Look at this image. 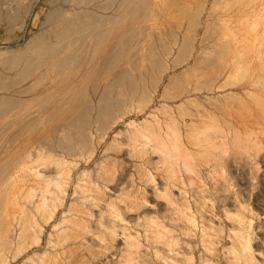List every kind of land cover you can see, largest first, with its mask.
<instances>
[{
    "label": "rangeland",
    "instance_id": "obj_1",
    "mask_svg": "<svg viewBox=\"0 0 264 264\" xmlns=\"http://www.w3.org/2000/svg\"><path fill=\"white\" fill-rule=\"evenodd\" d=\"M56 1L0 0V76L15 79L5 59L49 31L51 10L74 6ZM105 1L86 7L114 16ZM214 11L176 67L167 41V69L143 77L148 102L126 100L108 121L94 110L87 146L15 175L0 264H264V0H218ZM93 84L95 107L103 84Z\"/></svg>",
    "mask_w": 264,
    "mask_h": 264
},
{
    "label": "bare ground",
    "instance_id": "obj_2",
    "mask_svg": "<svg viewBox=\"0 0 264 264\" xmlns=\"http://www.w3.org/2000/svg\"><path fill=\"white\" fill-rule=\"evenodd\" d=\"M55 1L51 0L52 4ZM63 1L72 2L73 8L59 6L48 11V20H45L51 26L49 31L34 34L24 49L10 50L9 58H4L8 69L16 73L13 81L0 76V232L4 235L10 226L5 210L15 175L32 171L34 161L51 153L64 150L66 155H73L77 144L85 147L90 143L87 127L94 110L97 121H108L113 113L123 112L126 100L137 97L147 101L143 77L154 74L155 70L160 73L167 69L162 55H171L168 42L173 44L170 50L177 48L170 66L182 64L186 53L194 48L196 34L203 24L202 16L205 13L208 17L214 16L218 0H196L198 4L193 10L191 5L195 0H104L109 9L117 3L115 15L111 17L88 9L87 4L92 0ZM104 6L97 5L104 10L108 8ZM222 41L216 42L225 45L220 49L229 45L226 46L228 41ZM30 77L33 81L26 88L16 90L13 96L3 94L11 85L23 84ZM176 77H171L169 83H174ZM96 82L103 84V90L93 107L87 93L91 84V91L97 93L100 84H93ZM51 182L55 184L54 180Z\"/></svg>",
    "mask_w": 264,
    "mask_h": 264
}]
</instances>
